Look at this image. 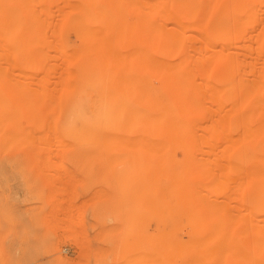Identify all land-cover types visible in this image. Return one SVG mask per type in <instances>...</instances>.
Returning <instances> with one entry per match:
<instances>
[{"label":"rangeland","instance_id":"1","mask_svg":"<svg viewBox=\"0 0 264 264\" xmlns=\"http://www.w3.org/2000/svg\"><path fill=\"white\" fill-rule=\"evenodd\" d=\"M17 1L0 2V27L12 26L0 29H5L0 32V42L8 48L0 49V119L8 121H1L5 126L0 127V264H231V200L227 197L231 182L224 184L223 168L227 165L222 159L225 151L231 156V142L225 146L224 140H228L226 134L231 137V103L217 86L218 68L214 67L215 59L209 58L201 34L218 19L264 22V1L207 0L204 16L189 21L187 35L196 38L182 39L187 47L180 48L178 52L183 50L185 55L178 53V57L171 18L159 19L152 8L138 6L137 0H129L130 5H125L126 0L124 5L121 0H50L54 4L48 0L49 5L48 1L27 0L24 5H34V22L31 9L21 8L23 3L19 7L22 1ZM109 4L112 14L106 10ZM51 8L52 16L48 15ZM3 18L9 22L4 24ZM36 20L37 27H33L38 33L31 28ZM22 21L28 26L24 34L20 33ZM47 21L52 24L50 29L43 26ZM19 34H27L26 40ZM35 36L45 42L36 41ZM19 37L25 43H19ZM48 38L51 40L46 43ZM35 42L47 47L52 44L47 51L54 59L46 51L51 57L45 62L47 66L38 63L46 47L38 43L43 46L40 53L34 49ZM20 44L27 54L21 53L24 47ZM31 53L34 59L38 53V62L34 61L38 69L26 67L28 60L24 58ZM179 61L192 86L175 71L173 65ZM50 62L58 67L52 69ZM42 77L47 81L42 82ZM33 88H39V97ZM43 93L46 99H41ZM24 125L29 128V138H25ZM12 129L17 130L16 135L21 133V142L15 138L18 142L12 143L16 141ZM55 138L64 143L58 146L60 141ZM221 144L225 150L219 149ZM189 149H194L195 157ZM200 149L213 153L208 156L206 151L208 155L199 153ZM190 157L199 161V168L204 165L202 159H210L206 162L216 184L209 182V167L201 169L200 175L205 174L206 179L197 178L196 170L198 173L191 172L194 182L188 181ZM201 162L203 165L198 164ZM195 178L204 180L196 182ZM212 183L219 186L217 200L209 197L211 189L206 191L209 199L203 198L205 187Z\"/></svg>","mask_w":264,"mask_h":264},{"label":"bare ground","instance_id":"2","mask_svg":"<svg viewBox=\"0 0 264 264\" xmlns=\"http://www.w3.org/2000/svg\"><path fill=\"white\" fill-rule=\"evenodd\" d=\"M18 1H20V0H18ZM17 1V2H18ZM22 2H19V7H20V3H23L22 5H21V8H22V6L24 5V2L26 3V1L27 0H25V1H23V0H21ZM29 1V0H28ZM32 1H34V0H32ZM31 1V2H32ZM42 1H45V2H47L48 0H42ZM50 1V0H49ZM49 1H48V5L50 4L49 3ZM58 1V0H57ZM122 2H123V0H121ZM125 1V0H124ZM132 2H133V0H131ZM136 1V0H135ZM257 1V0H256ZM260 1V0H259ZM264 1V0H263ZM263 1H261V2H263ZM0 2H2V0L0 1ZM51 3H53V1H50ZM55 3H56V0L54 1ZM62 2V1H61ZM66 2H70V1H67L66 0ZM122 2H120V3H122ZM127 2H129L130 4H131V2L129 1V0H126V2L125 3H127ZM214 2V1H213ZM254 2V1H253ZM258 2V1H257ZM5 3V2H4ZM109 3H110V1H109ZM118 3V2H117ZM124 2H123V5L125 4ZM129 3H127V4H125V5H130ZM135 3L136 2H134V3H132L133 5H135ZM137 3H139V5L138 6H141V7H143V8H147L148 10H150L151 8L153 9V12H154V16H159V19H162V20H167L168 19V17H170L171 18V21H172V23H173V25H174V27H172V29H173V32H174V34L172 35V42H173V48H174V53L176 52V50H175V48H177V52L175 53V55H176V57H178L179 56V54H181L182 56H183V50H184V48H186L187 46L185 45V43H186V41L185 42H182V39H184L185 40V38L186 37H189V39H190V36H191V38L192 37H195V36H193V35H187V31L190 29V27H191V24L189 25V21L191 20V19H193V18H195L196 16V18H200V16L201 15H203V14H205L204 13V11L202 10V9H204V7H205V5H207V0H137ZM1 4V3H0ZM3 4V3H2ZM6 4V3H5ZM18 4V3H17ZM54 4V3H53ZM62 4V3H61ZM61 4H59V6L61 5ZM108 4V3H107ZM113 4V3H112ZM262 4H264V3H262ZM122 5V4H121ZM121 5H120V8H121ZM132 5V6H133ZM25 7H27L28 8V10H29V8L31 9L30 11H32V13H31V15L33 14V20H32V22H34L35 21V15H34V12H33V10H32V8H34V7H32V6H34V5H29V7L28 6H26V5H24ZM46 6V5H45ZM55 6H57V5H55ZM58 6V7H59ZM62 6V5H61ZM60 6V7H61ZM110 4H109V6H108V9H106L107 11L109 10L110 12H111V14H112V8H111V10L109 9L110 8ZM116 6V5H115ZM135 6H137V4L135 5ZM6 7V6H5ZM47 7V6H46ZM50 7H51V5H50ZM59 7V8H60ZM92 7V6H91ZM117 7H118V5H117ZM9 8V7H8ZM48 8H49V6H48ZM55 8V7H54ZM57 8V7H56ZM59 8H57L56 10L57 11H59ZM72 8V7H71ZM119 8V7H118ZM1 9V8H0ZM18 9V8H17ZM16 9V10H17ZM20 9V8H19ZM23 9H25V8H23ZM50 9V8H49ZM65 9V8H64ZM2 10V9H1ZM0 10V11H1ZM26 10V9H25ZM25 10H24V13H27V12H25ZM55 10V11H56ZM66 10H68V9H66ZM203 11V13L201 12V11ZM264 10V9H263ZM14 11V10H13ZM23 11V10H22ZM27 11V10H26ZM47 11H48V9H47ZM50 11H52V8H51V10H49V12ZM63 11V10H62ZM61 11V12H62ZM19 12H21V9H20V11ZM18 12V13H19ZM53 12V11H52ZM52 12H50V14H48V15H51L52 14ZM60 12V11H59ZM58 12V13H59ZM64 12V11H63ZM62 12V13H63ZM73 12V11H72ZM250 12V11H249ZM249 12H246V13H248V14H250ZM116 13V12H115ZM202 13V14H201ZM246 13H245V15H246ZM1 14V13H0ZM22 14V13H21ZM36 14V13H35ZM54 14V13H53ZM57 14V13H56ZM60 14V13H59ZM67 14H69L67 11H66V13H65V15L67 16ZM254 14H256L255 12H254ZM31 15H29L28 14V16H29V18L30 17H32ZM47 15V14H46ZM58 15V14H57ZM63 14H61V16H62ZM70 15H71V13H70ZM252 16H254L253 14H251ZM7 16V15H6ZM52 16V15H51ZM65 16V17H66ZM195 16V17H194ZM199 16V17H198ZM204 16V15H203ZM203 16H201V17H203ZM250 16V15H249ZM249 16H247V18L249 17ZM17 17H18V14H17ZM64 17V16H63ZM64 17V18H65ZM69 16H67V18H68ZM238 17V16H237ZM255 17H256V15H255ZM26 18H27V15H26ZM28 18V19H29ZM35 18V19H34ZM49 17H47V19H48ZM167 18V19H166ZM250 18H251V16H250ZM4 19V18H3ZM19 19V18H18ZM46 19V20H47ZM53 19V18H52ZM55 19H57V17L55 18ZM233 19V18H232ZM24 20H26L27 21V19H25V17H24ZM30 20V19H29ZM49 20V19H48ZM65 20V19H64ZM64 20H62V21H64ZM66 20H68V19H66ZM242 20V19H241ZM252 20H253V18H252ZM249 21V19L248 20H242V21H238V19H237V21H224V20H221V19H218L217 21H211L210 22V26H209V31L208 30H206V32H204L203 34H201V35H204L203 37H205V39L203 38V40H204V42L206 43V51H207V53L209 54V58H212L215 62H214V67H216V68H218V72H217V81H216V83H218V87H219V89H220V91L222 92V93H224L225 94V96H227V98L229 99V101H230V103H231V137H229V135L230 134H226V136L225 137H228V140H226L225 138H224V140L226 141V145L225 146H229V144L231 145V156H227V152L225 151V152H223V156H222V159L223 160H225V162H224V164H226L227 165V167L229 168H227L226 167V165H225V169L227 170V173H226V171H225V169L223 168V170H224V175L226 176V177H224V184H226V183H228V182H231V189H230V191H231V193H229L230 191H229V187H228V193H229V195L230 196H227V197H229L230 199L229 200H231V264H264V22H256V21ZM5 21V22H4ZM4 21H3V23L5 24V23H7V22H9V21H7L6 22V20L4 19ZM26 21H22V23H23V28L24 27H27L28 28V26H26L24 23L26 22ZM43 21H45V20H43ZM50 22H51V19L49 20ZM49 21H47L48 23H47V25H46V23H45V25H43V22H42V25L43 26H46V28L45 29H47V27H49L48 29H50L51 27H50V25H52V24H50V22ZM69 21V20H68ZM68 21H65V22H67V23H69V25H70V22H68ZM14 22V21H13ZM29 22H31V20L29 21ZM29 22H27L28 24H29ZM38 22V20H36V24L34 23V24H32V26H31V28L33 27V25H35L36 27H37V23ZM19 23V22H18ZM57 23V22H56ZM31 25V24H30ZM40 25V24H39ZM4 26L5 25H3V26H1L0 27V29L3 27L4 28ZM7 26H9V23H7ZM7 26H5L6 28V30L8 29L7 28ZM54 26V25H53ZM9 27H11V29H12V26H9ZM60 27H61V25H60ZM2 28V29H3ZM22 28V30H21V32L20 33H23L24 32V30H25V28L23 29ZM31 28L29 27V29H30V32L31 33H33L32 32V30H34V33L35 32H37L35 29H34V27L32 28V30H31ZM54 28V27H53ZM53 28L51 29L52 31H53ZM57 28H58V24H57ZM178 28H180L181 30L180 31H178ZM5 29L3 30V31H5ZM10 29V28H9ZM8 29V30H9ZM29 29L27 30V31H29ZM43 29V28H42ZM45 29H43V30H45ZM3 31L1 30L0 32L3 34ZM10 31H12V30H10ZM20 31V30H19ZM23 31V32H22ZM42 31V30H41ZM46 31V30H45ZM45 31H42L43 33H45ZM58 31V30H57ZM8 32V31H7ZM7 32H5V33H7ZM41 32V33H42ZM0 33V34H1ZM4 33V34H5ZM24 33H26V32H24ZM23 33V34H24ZM38 33V32H37ZM36 33V34H37ZM41 33H39V34H41ZM42 33V34H43ZM47 33V32H46ZM54 33L55 32H53V35H54ZM1 34V35H2ZM8 34V33H7ZM12 33L10 32V34L9 35H11ZM28 34V33H27ZM27 34L26 35H20L19 34V36L20 37H22V38H26V36H27ZM36 34H34V35H36ZM1 35H0V37H1ZM47 36V34H43V36ZM49 35V34H48ZM52 35V37L54 38V36ZM58 35V34H57ZM3 36H5V35H3ZM7 36V35H6ZM39 36V35H38ZM37 36V37H38ZM42 36V35H41ZM51 36V35H50ZM18 37V36H17ZM19 37V41H20V39H22V38H20ZM49 37V36H48ZM57 37V36H56ZM55 37V38H56ZM198 38H200L199 36H197ZM24 38V39H25ZM31 38V37H30ZM35 39H36V41L38 40V41H42V43L43 42H45V40H43V38H41L40 37V39L39 38H36V36L34 37ZM34 38H32V39H34ZM47 38V37H46ZM54 38V39H55ZM196 38V37H195ZM188 39V40H189ZM26 40V39H25ZM29 40V39H28ZM51 40V39H50ZM49 40V38L46 40V43H47V41L49 42L50 41ZM53 40V39H52ZM56 41H58L57 39H55ZM183 40V41H184ZM199 40V39H198ZM32 41V40H31ZM15 42H17L16 40H15ZM21 42H24L23 40H21L19 43H21ZM52 42V44H53V42H54V44H55V41L53 40V41H51ZM191 43V45H194V41L192 42V41H187V43ZM18 43V44H19ZM25 43V42H24ZM23 43V44H24ZM36 43V42H35ZM39 43V42H38ZM38 43H36V46H34V49L37 51L38 50V52H40V53H42V51L43 52H45L46 54V56L45 55H43V59H45V60H43L42 59V54H41V56H40V58H41V60H39V62H38V58H37V56L35 55V57H36V59H34L33 57H34V55H32V53L31 54H29L30 55V57H29V55L27 56L26 55V57H25V54H23L24 56L22 57V55H21V58H22V60H23V58H24V60H26V58H27V63H26V61L24 62V60H23V64L24 65H28V66H26V67H32L33 69H35V68H39V65H35L36 63L35 62H38L40 65H41V63L42 64H46L45 62H47L48 60H47V58L49 59V58H51V57H53V59H54V56H51V53H50V51H47V49L49 50V48H51V47H49L50 46V44H49V48L47 47V46H45V44H42L41 42L39 43L40 45L42 44L43 46H45L46 47V49L45 50H42V51H40L41 50V48L43 47H41ZM193 43V44H192ZM199 43H201L202 44V42H199ZM3 44V41L2 42H0V45H2ZM14 44H16V43H14ZM28 44V43H27ZM39 45V47L40 48H37V46ZM51 44V45H52ZM21 45V44H20ZM48 45V44H47ZM57 45H58V43H57ZM56 44H55V46H57ZM188 45H190V44H188ZM21 46H23L24 47V45H21ZM25 46H27V45H25ZM30 45L28 44V47H29ZM55 46H53V52H54V50L58 47H55ZM175 46V47H174ZM3 47H5V45L3 46L2 45V47L0 48V49H2L3 51H7L8 50V48H3ZM11 47V46H10ZM15 47H17V46H15ZM54 47H55V49H54ZM182 47H183V50H181V53L180 52H178L179 50H180V48L182 49ZM21 48V47H20ZM19 48V49H20ZM27 48V47H26ZM37 48V49H36ZM200 48H202L201 46L198 48V50L200 51L201 49ZM5 49V50H4ZM14 49V48H13ZM16 50H17V48H15ZM17 50L18 52H21L20 50ZM43 49V48H42ZM67 49V48H66ZM10 50V49H9ZM34 50V51H35ZM57 50V49H56ZM55 50V51H56ZM68 50V49H67ZM75 50V49H74ZM1 51V50H0ZM24 51H26L25 50V47L23 48V52H21V53H24ZM49 52V53H47V52ZM52 51V50H51ZM183 51V52H182ZM190 51H192V50H190ZM68 52V51H67ZM71 52V51H70ZM202 52H203V49H202ZM205 52V51H204ZM1 53H3V52H1ZM0 53V54H1ZM5 53H7V55H10V54H8V52H5ZM10 53H11V51H10ZM26 54L28 53L27 51L25 52ZM36 53V52H35ZM54 53H56V52H54ZM75 51H73V56H75ZM179 53V54H178ZM48 54L51 56V57H49L48 56ZM67 54V53H66ZM4 55V54H3ZM7 55H5V56H7ZM55 55H57V53L55 54ZM69 55V54H68ZM178 55V56H177ZM185 55V54H184ZM2 56V55H1ZM4 56V57H5ZM11 56H12V54H11ZM11 56L9 57V56H7V57H9V58H11ZM19 56H20V54H19ZM3 57V56H2ZM29 57V58H28ZM39 57V56H38ZM68 57V56H67ZM66 57V58H67ZM31 58V59H30ZM32 58H33V60H32ZM57 57L55 56V59H56ZM75 58V57H74ZM10 60V59H9ZM19 60H20V57H19ZM22 60H20V61H22ZM31 60V61H30ZM36 60V61H35ZM42 60H43V62H42ZM47 60V61H46ZM75 60V59H74ZM0 61H1V59H0ZM3 61V60H2ZM5 61L6 62H8V60L5 58ZM12 61V60H11ZM29 61H30V63H29ZM33 61V62H32ZM35 61V62H34ZM51 62H52V59L50 60ZM16 62H18V59L16 60ZM50 62V63H51ZM54 62V61H53ZM52 62V63H53ZM3 63H5L4 61H3ZM12 63V62H11ZM26 63V64H25ZM32 63H34V64H32ZM51 63V64H52ZM6 64V63H5ZM10 64V62L8 63V65ZM14 64V63H13ZM20 64H22V63H20ZM30 64L32 65V66H30ZM48 64V63H47ZM47 64H46V66H47ZM53 64H55V62L53 63ZM52 64V69H53V67L55 66V65H53ZM75 64V63H74ZM1 65V67H2V64H0ZM8 65H6V66H8ZM216 65V66H215ZM5 66V65H4ZM4 66H3V68H4ZM6 66H5V68H6ZM10 67L12 66V65H9ZM8 66V67H9ZM36 66V67H35ZM45 66V68H43V69H46L47 70V67ZM174 68H175V71L177 72V74L179 75V77H184V79L186 80V82L189 84V85H193L192 83L193 82H191L192 80H187V78H188V76L189 75H186L187 73H185V70H181V67H180V61H179V63L177 62V64L175 63L174 65ZM1 67H0V69H1ZM9 67V68H10ZM13 67V66H12ZM25 66H24V68H26ZM41 67H43V65L41 66ZM50 67V66H49ZM58 67V66H57ZM56 66L54 67V69L55 68H57ZM72 67H74V66H72ZM17 68V67H16ZM30 68H27V69H29L30 70ZM60 68V67H59ZM215 68V69H216ZM8 69V68H7ZM41 70H42V68H40ZM49 69H51V68H49ZM48 69V70H49ZM51 69V70H52ZM72 69V68H71ZM10 70H14L15 71V68H11ZM9 70V71H10ZM17 70V69H16ZM25 70V69H24ZM32 70V69H31ZM46 70L45 71H43V72H46ZM58 70V69H57ZM60 70V69H59ZM217 70V69H216ZM2 71V70H1ZM4 71H6V69H4ZM21 71V70H20ZM28 71V70H27ZM56 71V70H55ZM55 71H54V73H55ZM181 71H182V73H181ZM18 72V71H17ZM49 72H50V70H49ZM48 72V73H49ZM73 74H75V70L73 71H71ZM41 73V72H40ZM48 73H47V75H48ZM60 73V72H59ZM71 73V74H72ZM181 73V74H180ZM8 73H7V71H6V75H7ZM14 74V72L12 73V75ZM17 74V73H16ZM20 74V78H21V73H19ZM19 74L17 75V77L19 76ZM29 74H30V72H29ZM72 74V75H73ZM15 75V74H14ZM13 75V77H15ZM40 75V74H39ZM43 75V74H42ZM46 75V74H45ZM182 75V76H181ZM187 76V78H186V76ZM33 76V75H32ZM50 74H49V77L48 76H46V77H48V78H50ZM71 76V75H70ZM10 77H11V73H10ZM13 77H11V78H13ZM36 77V78H35ZM34 77V79H38L37 78V76H35ZM39 77V76H38ZM72 77V76H71ZM190 77V76H189ZM192 77V76H191ZM11 78H9V81H12L13 79H11ZM30 78H32V77H30ZM57 78H58V76H57ZM194 78V77H193ZM11 79V80H10ZM19 79V78H18ZM40 79H42V82L43 81H47V78L45 79V80H43V77L42 78H40ZM8 80V79H7ZM31 80V79H30ZM39 80V79H38ZM72 80V79H71ZM195 80V79H194ZM14 82H15V79L13 80ZM40 82H41V80H39ZM81 81H83V80H81ZM17 82H19V80L17 81ZM37 83H38V81H36ZM34 83V82H33ZM47 83V82H46ZM83 83V82H82ZM20 84H21V81H20ZM19 84V85H20ZM36 84V83H35ZM41 84V83H40ZM39 84V85H40ZM43 84H45V83H42V86H43ZM15 86H16V84H15ZM36 86H38L37 84H36ZM70 85L68 84V87H69ZM21 87H22V84H21ZM20 87V88H21ZM34 87V86H33ZM44 87V86H43ZM71 87V86H70ZM71 88H73V87H71ZM34 89V88H33ZM37 89H39V88H35L34 89V91L36 90V92L34 93V95L36 94L37 96L39 95V93H41V92H39ZM43 89V88H42ZM40 91H41V88H40ZM46 91V93H47V90H45ZM45 91H42V92H45ZM39 92V93H38ZM7 93V92H6ZM46 93H43L42 95V97H41V99L43 98V97H45L46 96ZM17 94H19V92L17 93ZM50 94H51V92H50ZM218 94V93H217ZM7 95H9V94H7ZM21 95V94H20ZM41 95V94H40ZM23 96V95H22ZM37 96H34V99L35 98H37ZM47 96H48V93H47ZM51 96H52V94H51ZM39 97V96H38ZM52 97H54V96H52ZM51 97V98H52ZM82 97V96H81ZM115 97V96H114ZM48 98H50V96L48 97ZM116 98V97H115ZM39 98H37V99H35V101L36 100H38ZM45 99H46V97H45ZM11 100V99H10ZM49 100V99H48ZM111 100V99H110ZM39 101V100H38ZM42 101V100H41ZM51 101V100H50ZM14 102V101H13ZM37 103V102H36ZM43 104H45V103H41V105H43ZM47 104H48V102H47ZM59 104H60V102H59ZM33 105H35V104H33ZM40 105V106H41ZM35 107V106H34ZM20 108V107H19ZM63 110V109H62ZM7 112V111H6ZM10 112V111H9ZM21 112V111H20ZM35 112V111H34ZM18 113H19V109H18ZM9 115V116H11L10 115V113H6V115ZM20 114V113H19ZM61 116V115H60ZM4 117V116H3ZM6 117H8V116H6ZM28 118V117H27ZM31 118H33L32 116H31ZM60 118V117H59ZM61 119V118H60ZM59 119V120H60ZM7 120V119H6ZM30 120V119H29ZM48 120V119H47ZM47 120H46V122H47ZM51 120H53V119H51ZM1 121H3L4 122V120H1L0 119V127L1 128H3L2 127V125L4 124V123H7L8 121H5L4 123H2L1 124ZM26 121H28V119L26 120ZM28 123V122H27ZM50 123V120H49V122H48V124ZM58 123V122H57ZM52 124V125H51ZM50 125L51 126H53V124L54 123H51ZM4 126H5V124H4ZM26 126H28L27 124H26ZM29 126H30V122H29ZM36 126V125H35ZM34 126V127H35ZM46 126V125H45ZM12 127H14V126H12ZM33 127V128H34ZM56 127H57V125H56ZM1 128H0V130H1ZM24 128H25V131L27 132H25L26 133V137H25V135H23L25 138H29L28 136H27V134H28V130H29V128H26L25 127V125H24ZM48 128L50 129V127L48 126ZM54 128V127H53ZM60 128V127H59ZM4 129V128H3ZM45 129H47V128H45ZM49 129H47L46 131H48ZM57 129V128H56ZM75 138L77 137V123L75 122ZM32 129H30V131H31ZM34 130V129H33ZM32 130V132L31 133H35L36 135H39V133L37 134V132H34ZM37 130V129H36ZM52 130V129H51ZM58 130V129H57ZM2 131V130H1ZM7 131V130H6ZM12 131L14 132V131H16L17 132V130H14V129H12ZM11 131V132H12ZM54 131V130H53ZM52 131V132H53ZM8 132V131H7ZM16 132H14V134L12 133V136L14 137V139L15 138H17V140H18V138L20 137V139H23V137L20 135L21 133L19 132V134L18 135H16L17 133ZM43 132V131H42ZM1 133V132H0ZM41 133V132H40ZM45 133H47V132H45ZM49 133V132H48ZM51 133V132H50ZM49 133V134H50ZM57 133H60L59 132V130H58V132ZM32 134V135H33ZM43 134V133H42ZM51 134H53V133H51ZM54 134H56V133H54ZM31 135V134H30ZM35 135V136H36ZM56 135H59V134H56ZM55 135V136H56ZM4 136H6L5 134H4ZM19 136V137H18ZM46 135L45 134H43V137H45ZM53 135H51V137H52ZM86 136V135H85ZM0 137H3L2 136V134L0 135ZM9 137V136H8ZM13 137H10L11 138V140H9L10 142L12 141V138ZM22 137V138H21ZM32 137V136H31ZM34 137V136H33ZM51 137H49V138H51ZM9 138V139H10ZM25 138H24V140H25ZM46 138V137H45ZM60 138V137H59ZM59 138H58V140H59ZM5 139V138H4ZM3 139V140H4ZM37 139V138H36ZM36 139H34V140H36ZM38 139H40V138H38ZM57 138H55V140H56ZM229 139H231V141L229 140ZM16 140V139H15ZM15 141V142H12V143H16V142H18V141ZM33 140V141H34ZM58 140H56V142L58 141ZM61 140V139H60ZM59 140V141H60ZM6 141V140H5ZM14 141V140H13ZM22 141V140H21ZM21 141H19V142H21ZM28 142H29V140H27ZM38 142H39V140H37ZM64 141V140H63ZM231 142V143H229V142ZM4 142V141H3ZM8 142V141H7ZM28 142H25V143H28ZM41 142V141H40ZM51 142V144H52V141H50ZM49 142V143H50ZM61 142L62 141H60V142H57V145L58 146H60L61 145ZM9 143V142H8ZM31 143H32V140H31ZM35 142H33L32 144H34ZM41 143H45V140H43ZM55 143V142H54ZM60 145H59V144ZM62 143H64V142H62ZM229 143V144H228ZM20 144V143H19ZM23 144H24V142H23ZM35 144H38L37 142L35 143ZM47 144V143H46ZM223 144H225V142L223 143ZM6 145V144H5ZM42 145V144H41ZM52 145H54V144H52ZM64 145H67V144H64ZM47 146V145H46ZM56 146V145H55ZM224 146V145H223ZM224 146V147H225ZM221 147H222V144L220 145V147H219V149H221ZM224 147H222V149L224 148ZM5 148H7V146L5 147ZM60 148V147H59ZM229 148V147H228ZM56 149V148H55ZM230 149V148H229ZM150 149H148V151H149ZM163 150V149H162ZM165 150V149H164ZM194 149H192L191 151H190V149L188 150L189 152H192ZM211 150H213V149H211ZM223 150H225V149H223ZM1 151V150H0ZM4 151H5V149H4ZM130 151V150H129ZM144 151H145V149H144ZM146 151H147V149H146ZM151 151H153V153H155L154 151L155 150H153V149H151ZM157 151H159V149L157 150ZM161 151V150H160ZM209 153V155L206 153ZM162 152V151H161ZM160 152V153H161ZM198 152V151H197ZM203 152L204 153H206V155H208V156H210L212 153H213V151H210V150H208L207 151V149L206 150H204L203 149V151L200 149V152L199 153H202L203 154ZM212 152V153H211ZM222 152V151H221ZM156 153H158V152H156ZM186 153H188V152H186ZM211 153V154H210ZM224 153H226V155H224ZM190 154V153H189ZM188 154V155H189ZM201 154V155H202ZM174 155V154H173ZM192 155V153L190 154V156ZM205 155V154H204ZM204 155H202V156H204ZM192 156H194L195 157V154H194V151H193V155ZM191 156V157H192ZM196 156H197V154H196ZM207 156V157H208ZM124 157V156H123ZM123 157H122V159H123ZM190 157V159H188L189 158V156H188V158H187V161L189 160V165L187 164V166H186V172H187V175H186V178L188 179V181H190V182H194V177L195 176H193L194 174V172L197 170L198 172H199V174H197V178H198V175H200V173H201V169H202V167H204L203 168V170L205 169V171L207 170V168L209 167V166H207V163L210 161V159H209V161L208 160H203L202 159V157H201V159H202V161H203V163H204V165L202 164V162L201 163H198V164H200V165H203L202 167L200 166V168L197 166V162H199V161H195V158H191ZM207 157H206V159H207ZM227 157V158H226ZM127 158H128V156H127ZM176 158V157H175ZM198 158H200V156H198ZM197 158V160H199ZM226 158V159H225ZM201 159H200V161H201ZM205 159V158H204ZM211 159H212V157H211ZM130 160H131V158H130ZM206 161H208V162H206ZM113 162V161H112ZM131 162V161H130ZM205 162H206V164H205ZM227 162V163H226ZM212 163V162H211ZM223 164V165H224ZM197 167H196V166ZM209 165V164H208ZM130 166V165H129ZM193 168H196V169H193ZM210 169H211V167H209V173L211 172L210 171ZM145 170V169H144ZM216 170V169H215ZM215 170H213V171H215ZM221 170H222V168H221ZM183 171V170H182ZM193 171V173H192V178H191V172ZM196 171V173H198ZM208 171H206V174H208V175H210V176H212V178H213V175H211V173L209 174L208 173ZM228 171L229 172H231V178H230V173H228ZM204 172V171H203ZM183 173V172H182ZM196 173H195V175H196ZM215 173V172H214ZM203 174V173H202ZM221 174L223 175V173L221 172ZM184 175V174H183ZM229 176V180L228 181H226V179L225 178H227L228 179V176ZM200 176H202V175H200ZM203 176H205V174H203ZM202 176V177H203ZM215 176V175H214ZM207 177V176H206ZM206 177H203L204 179H206ZM216 177V176H215ZM192 180H191V179ZM197 178H195V181L197 182V181H200V182H202L204 179H197ZM210 178V177H209ZM209 178H207V179H209ZM210 178V180H209V182H213V183H215V181H213L215 178ZM197 179V180H196ZM206 182V184H208L207 183V181L208 180H205ZM200 182H198V183H200ZM211 184V187H210V185H209V187H208V185H207V187H205V189L206 188H208V189H206L204 192H208V191H211V193L210 192H208V193H210L211 195L209 196V197H211L213 200H217L218 198H219V194H218V191H219V186L217 185V187L215 188V184ZM228 184V185H229ZM197 185V184H196ZM203 185H204V183H203ZM227 185V186H228ZM193 186H194V184H193ZM226 186V187H227ZM197 187V186H196ZM198 188V187H197ZM197 188H196V190H197ZM217 188H218V190H217ZM211 189V190H210ZM227 189V188H226ZM216 190H217V192H216ZM207 192H206V194H205V196L207 195ZM225 192V191H224ZM197 193H199V192H197ZM201 193V192H200ZM204 194V193H203ZM226 194V193H225ZM225 194H221L223 197L225 196ZM201 195V194H200ZM209 195V194H208ZM207 195V196H208ZM228 195V194H227ZM203 197V198H207V199H209V197ZM221 197V196H220ZM201 198H202V196H201ZM221 199V198H220ZM224 199V198H223ZM219 201H221V200H219ZM226 201H227V199H226Z\"/></svg>","mask_w":264,"mask_h":264}]
</instances>
